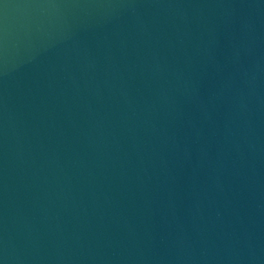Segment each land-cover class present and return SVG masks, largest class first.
I'll list each match as a JSON object with an SVG mask.
<instances>
[{
    "label": "water",
    "instance_id": "1",
    "mask_svg": "<svg viewBox=\"0 0 264 264\" xmlns=\"http://www.w3.org/2000/svg\"><path fill=\"white\" fill-rule=\"evenodd\" d=\"M0 264H264V0H0Z\"/></svg>",
    "mask_w": 264,
    "mask_h": 264
}]
</instances>
